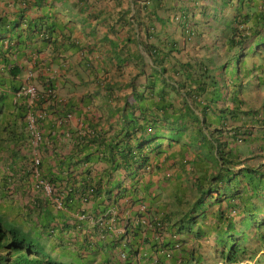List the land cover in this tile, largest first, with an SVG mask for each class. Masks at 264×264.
I'll use <instances>...</instances> for the list:
<instances>
[{
  "label": "trees",
  "instance_id": "1",
  "mask_svg": "<svg viewBox=\"0 0 264 264\" xmlns=\"http://www.w3.org/2000/svg\"><path fill=\"white\" fill-rule=\"evenodd\" d=\"M16 1L25 5L18 21L0 17V76L17 78L26 73L31 82L40 81L44 92L37 88L33 101L22 96L14 102V111H8L14 115L4 123L12 129H4V135L0 131L4 138L0 139V264H205L214 253L205 256L201 240L210 244L208 249L220 256L222 264H257L252 261L264 251V147L258 150L255 144L264 141V117L244 99L233 98L231 86L247 75L248 55L264 44V0H221V5L213 6L223 17L236 9L224 22L222 59L193 58V51L207 53L209 47L184 52L180 40L162 30L176 23L185 45H193L200 23L189 13L207 11L201 0H194L192 7L166 5L162 17L157 14L162 5L157 3L143 18L137 12L97 21V26H109L115 34L92 36L105 43L114 60L115 67L104 69L102 75L112 79L121 75L124 81L100 83L105 99L93 109L88 98L85 120L75 129L51 120L37 166L30 157L29 113H40L47 101H54L48 105L49 113L59 118L76 109L55 102L54 77L44 72L37 50L26 69L17 57L10 60L14 55L4 42L8 39L11 45L14 38L8 33L24 23L27 41L38 35V40L49 42L54 28H68L72 21L70 12L64 23L55 21L47 28L40 20L52 17L57 1L69 6L66 0ZM143 2L145 8L150 5L149 0ZM27 7H49V13L29 19ZM77 22L91 25L87 18ZM118 24L129 27L126 37L119 36ZM53 46L65 49L64 44ZM76 48L72 43L66 50ZM98 72L86 68L83 75L92 74L97 80ZM83 75L80 79L88 84ZM100 93L98 89L88 97ZM96 111L99 116H93ZM171 159L175 161L166 168ZM34 170L51 186V194L42 189ZM160 170L165 171L158 179L160 186L174 183L168 198L174 202L157 217L152 176ZM184 174L189 175L185 181ZM58 202L61 207L55 208ZM140 205L151 208L142 211ZM113 212L117 230L107 225ZM143 217L149 225L138 222L134 227L132 221ZM122 226L124 232L118 230Z\"/></svg>",
  "mask_w": 264,
  "mask_h": 264
},
{
  "label": "crops",
  "instance_id": "2",
  "mask_svg": "<svg viewBox=\"0 0 264 264\" xmlns=\"http://www.w3.org/2000/svg\"><path fill=\"white\" fill-rule=\"evenodd\" d=\"M69 6H64L61 2L57 1V6L53 9L52 17L49 14L43 19L44 20V28H47V25L50 26L52 22L58 23L57 21L61 20L60 22L64 23L66 20H71V24L68 28L65 29H58L54 28V34L51 41L46 40H38L36 36L32 38V40H28V32L25 29L27 26L26 24H21L20 27H18L15 31L10 32L8 34L12 35L14 39L9 41L8 39L5 40L4 48H7V46H11V56L12 54L14 56L10 57V60H15V57L18 58V62L22 65H25L26 69L29 67V63H31L29 60L32 59V57L35 58V54L37 52L39 59L41 60L42 64H45L44 72L47 73L46 75L52 76L53 78V84L55 86L54 91L56 93L55 102L57 103H64L65 108L68 109H76L75 113L80 116L81 119L85 120V115L87 114V105L86 100L92 99V103L90 104L91 108H97L95 107L102 99V95H106L105 92H103L102 89H100L101 85L100 83L105 84L107 81H111L112 83H122V80L124 81V77L117 76L115 79H112L111 76H105L102 75V72L104 69H109V67L114 63V60L109 54V51L105 45V43H102L100 41H97V39H93L92 36L97 35L98 37L108 35L110 37L115 36V34L111 31V28L109 26H97V21H103V20H116L119 18L120 15L131 17L133 13H139L140 16L146 17L148 15V11L153 10V4L156 5L157 3H160L162 6L160 10H157V14L162 17L164 13L162 12V9L165 8L166 5L176 6V7H182L184 5H187L188 7L194 6L195 2L194 0H149L150 5L148 7L143 6V0H66ZM202 4H206L207 11L206 12H199L198 10H193V12L189 13V16L193 15V20H196L200 24L198 25V37H194L193 39V45H185L186 43L183 41V32L182 30L177 27L176 23H169L167 27H163L162 30L168 34L172 35L174 38L180 40V45L184 48L183 51L186 52L185 49L187 48H195L196 50H200L201 46H208L209 51L206 53V50L203 51H193V58L195 56H199L201 58L215 56L219 57V59H222V56L224 55L225 48L222 47L224 40H221L223 37V34L226 29V25L224 22L230 18L233 17V15L236 13L235 7H232L231 11L227 10V13L225 17H223L222 14L216 13L217 11L213 9V6H219L222 4L221 0H201ZM22 7H25L23 3H19L16 0H0V17L1 16H8L9 20L18 21L19 18V12L22 9ZM210 7V8H209ZM69 9V10H67ZM67 12H66V11ZM65 11V12H63ZM70 12V14H69ZM220 12V11H219ZM44 13H49V7L46 8H37V7H27V14L28 18H37L40 15H44ZM67 13L70 15L68 19L65 17L67 16ZM222 15V16H221ZM223 17V18H222ZM87 18L89 21H91V25L85 26V24H82L81 22H77V19H83ZM46 22V24H45ZM92 28L95 29V33L92 32ZM129 27L118 24L117 31L119 32L120 37H126L127 35V29ZM155 31L154 29H152ZM161 30V31H162ZM62 31V33H61ZM135 31L138 32L137 28L135 27ZM135 31H132L135 33ZM73 32V33H70ZM142 32V31H141ZM21 39L20 38V34ZM71 35V38H64L65 36H62L63 34ZM143 33V32H142ZM136 34V33H135ZM25 41L29 42V46L25 45ZM53 43V44H52ZM54 43L56 46L60 47L64 44L65 49L63 50H56L54 48ZM76 44L78 45V48L72 49V50H66L70 44ZM86 46V48H85ZM37 50V51H36ZM57 52H56V51ZM59 52L62 56H59ZM198 53V54H196ZM26 55V56H25ZM222 61V60H221ZM13 62V61H12ZM67 65V68L62 67V64ZM31 67V65H30ZM86 68H95L96 70H99V74L97 75L99 78L97 80H94V77L91 75H83V73L86 71ZM131 66H126L125 69L130 70ZM49 69V70H48ZM247 69H250V71L241 78L239 82H237V86H231V94L232 97H236L237 101L242 98L247 103L248 106H252L255 109H260L261 118L264 117V44L258 46L257 50L254 51V53L249 54L247 57ZM114 71V69H113ZM128 72V71H127ZM37 73V72H36ZM115 73V72H114ZM113 73V74H114ZM79 74L81 76L83 75L84 81H88V84H84L82 80L79 77ZM241 74V73H240ZM45 75V74H44ZM128 74H125V77H127ZM242 75V74H241ZM200 77V76H198ZM93 79V80H92ZM104 80L101 81L100 80ZM176 81L178 80V77H175ZM34 84L36 81H32ZM40 81L37 80L36 86L40 90L41 93L44 91V87L41 83H38ZM82 82V83H81ZM236 82V81H234ZM27 83H31L30 80L27 79V74L22 73L20 76H17V78H12L7 73L5 76H0V111L2 108V117H4L6 123V119H11L14 114H10L8 111H14V87H20L21 85H25ZM84 85V86H83ZM100 90V96L98 95L97 98H90L88 97V94H94L97 92V90ZM121 92H119L120 94ZM118 95V94H117ZM22 100V99H21ZM177 100L180 102L181 97L179 96ZM177 101V102H178ZM53 102H50V104H53ZM102 103V102H100ZM104 105H107L105 103ZM4 107V108H3ZM239 108V106L237 105ZM234 108V106H233ZM6 111V112H5ZM86 112V114H85ZM8 114V116H7ZM93 116H99L100 112H93ZM91 113H88V116L92 115ZM7 118H6V117ZM3 123V124H4ZM1 124V123H0ZM76 121L70 123V127L75 129L76 126H78ZM4 124L0 131L3 133L4 129H12L10 128L11 125ZM255 148L264 147V141L258 142L255 144ZM65 152L69 153L70 149L69 146L65 148ZM264 152V151H263ZM166 155V154H165ZM162 155V159H164ZM174 159H171L170 161L166 162L167 164L165 167L167 168L172 162H174ZM98 167L101 165H97ZM167 170V169H166ZM165 171L158 172V174H154L152 177L155 179V182L152 185L153 189V196H155L154 203L152 205L154 207L161 206L162 201H166L168 198H170L169 193L173 191V185L171 182H165L160 186L159 184V178L163 177V173ZM182 174V170L180 171ZM158 181V184H157ZM160 186V190H157L156 188ZM171 186V187H170ZM169 200V199H168ZM158 209H160L158 207ZM16 210V209H15ZM71 218V217H70Z\"/></svg>",
  "mask_w": 264,
  "mask_h": 264
},
{
  "label": "built area",
  "instance_id": "3",
  "mask_svg": "<svg viewBox=\"0 0 264 264\" xmlns=\"http://www.w3.org/2000/svg\"><path fill=\"white\" fill-rule=\"evenodd\" d=\"M32 73H29L28 77H31ZM51 92V91H50ZM37 95V86H35L33 83H27L23 85L16 93V101H18L22 96H28L30 97V101L34 100V97ZM44 109L40 111V113H29L27 117L28 122V143L30 144L31 151H30V157L32 165L37 166L41 163V153L40 148L41 143L43 140H45V135L47 132V123L49 121H54L53 123L57 126H61L62 123L68 124V127H70V123L76 121V116L73 113H68L66 116H63L62 118L56 117L49 113L48 107L45 104ZM38 114V115H37ZM79 122L78 124H80ZM65 133L68 135L70 133L69 130H65ZM34 177L39 179L40 185L43 187L45 193L51 194L52 189L51 186L44 180L41 179L40 171L34 170L33 173ZM58 207H60V202H58ZM144 208V207H142ZM116 217L115 212H113L112 220L114 221V218ZM142 222V224L147 225L149 221L147 219H139L136 221V223ZM125 253L122 254V258H125Z\"/></svg>",
  "mask_w": 264,
  "mask_h": 264
},
{
  "label": "rangeland",
  "instance_id": "4",
  "mask_svg": "<svg viewBox=\"0 0 264 264\" xmlns=\"http://www.w3.org/2000/svg\"><path fill=\"white\" fill-rule=\"evenodd\" d=\"M234 77H236V75H234ZM4 121H5V119H4V117H2V112H0V126L2 127L4 124ZM7 121V120H6ZM5 127V126H4ZM3 134V133H2ZM4 135V134H3ZM0 139L1 140H3L4 138L3 137H1L0 136ZM172 169H175V168H172ZM187 176H189V175H187V174H184L183 175V181H185V178L187 177ZM180 178V177H179ZM13 199H15V198H13ZM172 202H174V201H172V200H167V201H162V203H161V210H167V208H168V205H170ZM19 203L18 202H16V201H14V206L15 207H18L19 205H18ZM156 207H157V205H156ZM17 210V209H16ZM14 213H18V212H14ZM11 214H13V211L11 212ZM202 241V247H203V249L205 248V250H204V255L206 256V255H208L209 253H214V254H212V257H213V259H212V261H210V259H208V261H206V263L205 264H222V260H218V259H220V256L219 255H217V254H215V252L213 251V252H211V250H209L208 248L210 247V244L209 243H207V242H205V240H201ZM261 253H263V252H261ZM259 254V255H257L256 257H255V259L252 261V263L253 262H258L257 264H261V261L263 260V258H264V256H263V254ZM214 257H217V258H214ZM245 263H247L246 262V260L244 261Z\"/></svg>",
  "mask_w": 264,
  "mask_h": 264
},
{
  "label": "clouds",
  "instance_id": "5",
  "mask_svg": "<svg viewBox=\"0 0 264 264\" xmlns=\"http://www.w3.org/2000/svg\"><path fill=\"white\" fill-rule=\"evenodd\" d=\"M32 83V82H31ZM34 84V83H33ZM35 86H36V84H34ZM38 88V87H37ZM18 91V90H17ZM17 91H15V93L17 92ZM15 93H14V95H15ZM15 102H16V97H15V100H14ZM50 104V102L49 101H47L46 102V105H47V107H48V105ZM48 111H49V109H48ZM0 112H2V110L0 111ZM73 114H75V116H76V122H77V124L79 123V122H82V119L80 118V116H78L76 113H73ZM49 124H50V121L47 123V127L49 126ZM41 174V173H40ZM42 189H43V187H42ZM13 198H16V195L15 196H13ZM14 201H16V200H14ZM17 202V201H16ZM128 201H126V203H127ZM126 203H124V205L126 204ZM19 205V204H18ZM60 207H61V205H60ZM60 207H58V205L55 207V208H60ZM142 207H144V208H142ZM148 207H150V206H145V205H140V209L142 210V211H146L147 209H148ZM154 207V206H153ZM152 207V208H153ZM160 208L161 206H157L156 208ZM135 208H137V207H135ZM151 208V207H150ZM155 208V207H154ZM132 209H130V211H131ZM158 211V212H157ZM164 211L165 210H161V208L160 209H157L153 214H157L158 216L157 217H162L163 216V214H164ZM144 219H147L148 220V218H146V217H143ZM143 218H141V219H143ZM138 219H135V220H133L132 221V223H133V226L135 227L136 226V221H137ZM156 220H158V219H156ZM115 221H116V217L114 218V221L112 220V218H110V221L108 222V224L107 225H109L112 229H114V230H117V226H116V223H115ZM128 223H129V221H128ZM142 223V222H141ZM144 227L145 226H148L149 225V223L147 224V225H144V224H142ZM124 226H122V227H120L118 230H120L121 232H124L125 231V228H123ZM108 238V236H106V239ZM122 253H124V252H122ZM263 253H264V251H263ZM0 254H2L1 252H0ZM123 259H125V258H123Z\"/></svg>",
  "mask_w": 264,
  "mask_h": 264
}]
</instances>
